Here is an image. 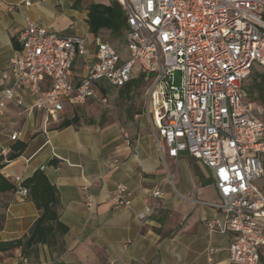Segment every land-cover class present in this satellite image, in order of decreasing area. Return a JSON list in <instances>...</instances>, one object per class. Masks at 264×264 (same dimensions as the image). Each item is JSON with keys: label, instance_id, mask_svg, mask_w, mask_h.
I'll return each mask as SVG.
<instances>
[{"label": "built area", "instance_id": "2783aa9c", "mask_svg": "<svg viewBox=\"0 0 264 264\" xmlns=\"http://www.w3.org/2000/svg\"><path fill=\"white\" fill-rule=\"evenodd\" d=\"M117 2L126 19L127 58L99 35L51 30L25 15L19 48L0 81V104L27 89L35 108L55 116L66 101L109 104L104 87H98L103 81L123 87L141 77L148 86L144 113L162 157L187 152L212 171L221 201L205 204L222 209L224 217L208 225L233 234L230 264H260L264 192L256 182L264 175V107L248 96L245 81L264 69V0ZM78 59L87 75L75 80ZM122 133L131 144L129 132ZM15 181L17 192L27 196L22 178ZM162 193L156 189L151 203L134 210L127 185L112 190L114 200L142 224L158 209ZM85 203L93 208L91 193Z\"/></svg>", "mask_w": 264, "mask_h": 264}, {"label": "crops", "instance_id": "0c3cea01", "mask_svg": "<svg viewBox=\"0 0 264 264\" xmlns=\"http://www.w3.org/2000/svg\"><path fill=\"white\" fill-rule=\"evenodd\" d=\"M30 1L0 0V81L19 48L17 35L25 15L51 30L83 34L91 32L90 5L101 3ZM79 67L81 59L75 80L83 75ZM94 103L66 101L63 111L49 116L34 107L27 89H21L0 104L1 172L15 186L0 192V242L28 235L40 216L30 196L17 192L15 181L17 176L24 181L37 170L56 187L57 211L69 227L68 232L58 233L56 242L34 245L28 256L21 247L0 251V264H230L233 234L208 225L224 217L222 209L205 204L221 201L211 169L187 152L177 158L162 157L148 132L152 131L148 117L139 123L138 133L128 131L132 141L128 144L122 133L126 128L109 112L88 115ZM69 104H75L72 112ZM73 117L77 121L60 126ZM15 132L19 136L13 140ZM3 147L8 148L7 155ZM11 152L18 156L9 160ZM119 184L131 190L134 210L151 203L153 192L162 188L160 205L144 224L134 211L114 200L112 190ZM87 193L94 197L92 209L85 203ZM260 264H264V247Z\"/></svg>", "mask_w": 264, "mask_h": 264}, {"label": "trees", "instance_id": "16d2710c", "mask_svg": "<svg viewBox=\"0 0 264 264\" xmlns=\"http://www.w3.org/2000/svg\"><path fill=\"white\" fill-rule=\"evenodd\" d=\"M88 23L90 31L96 35L101 34L102 30H110L115 35H121L126 28L125 15L119 4L92 3L89 7ZM258 74L260 75L261 73ZM261 75L264 76V73ZM137 78L141 79L138 76L124 87H130L131 83ZM254 90L263 91L264 86L261 83H257L256 87L249 90V93L251 94ZM74 121H77L76 117L72 119L66 118L61 122L60 126L69 125ZM17 156V152H11L8 155V159H14ZM2 167L3 163L0 162V192L15 188L14 184L8 181L1 172ZM23 184L29 189L28 195L35 202L41 214L31 227L28 235L11 241L0 242V251L21 247L23 254L28 256L30 249L34 245L56 242L58 233L68 232L69 227L60 220L57 211L59 202L57 189L42 170H37L32 176L26 178Z\"/></svg>", "mask_w": 264, "mask_h": 264}, {"label": "rangeland", "instance_id": "374dc122", "mask_svg": "<svg viewBox=\"0 0 264 264\" xmlns=\"http://www.w3.org/2000/svg\"><path fill=\"white\" fill-rule=\"evenodd\" d=\"M94 2H101L107 4H118L117 0H93ZM124 34V33H123ZM123 34L115 35L110 30H102L101 39L108 40L110 43L116 45L120 49V53L123 58H127L130 55V51L124 45L123 42ZM80 68V69H79ZM78 71L82 73L84 76L87 75V69L83 67H79ZM136 74L139 72V67L135 69ZM258 73H264L263 68H258L255 72H253L245 81V90L248 93V96L259 103L264 107V90L256 91L254 90L249 93V90L256 87L257 83H261L264 86V76L259 75ZM179 80V73L176 75V81ZM104 87L106 95L109 98V104L105 105L102 103H94L93 112L89 110L92 116L95 111H107L110 116L114 119H117L121 122V126L125 127L127 131L131 133L130 130L134 131L135 134L139 132V123L147 122V116L144 113L145 103L147 100V90L148 86L142 79L134 80L131 83L130 87H118L109 85L106 81L101 83V86L98 85L99 88ZM75 105V104H74ZM73 104H69V110L72 112L75 107ZM264 118V113L262 114ZM149 125V124H148ZM149 127V126H148ZM151 134V137L155 140L154 134L152 131L148 130ZM134 144V141H133ZM165 148V147H164ZM257 185L264 192V175L257 180Z\"/></svg>", "mask_w": 264, "mask_h": 264}, {"label": "snow or ice", "instance_id": "6c2138e0", "mask_svg": "<svg viewBox=\"0 0 264 264\" xmlns=\"http://www.w3.org/2000/svg\"><path fill=\"white\" fill-rule=\"evenodd\" d=\"M224 178H225V179H227L228 177H227V176H225Z\"/></svg>", "mask_w": 264, "mask_h": 264}]
</instances>
